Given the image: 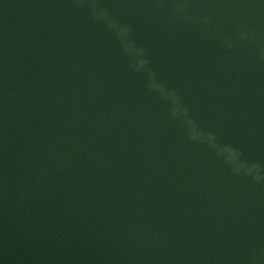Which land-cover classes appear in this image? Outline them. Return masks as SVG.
Masks as SVG:
<instances>
[{
  "label": "water",
  "instance_id": "1",
  "mask_svg": "<svg viewBox=\"0 0 264 264\" xmlns=\"http://www.w3.org/2000/svg\"><path fill=\"white\" fill-rule=\"evenodd\" d=\"M0 264H264V0H0Z\"/></svg>",
  "mask_w": 264,
  "mask_h": 264
}]
</instances>
